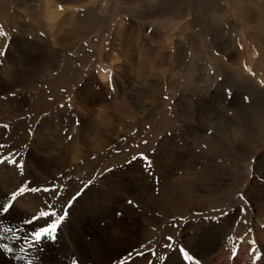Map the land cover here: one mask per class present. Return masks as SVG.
I'll use <instances>...</instances> for the list:
<instances>
[{
	"label": "rangeland",
	"instance_id": "1",
	"mask_svg": "<svg viewBox=\"0 0 264 264\" xmlns=\"http://www.w3.org/2000/svg\"><path fill=\"white\" fill-rule=\"evenodd\" d=\"M177 1L179 3L175 8L177 11L176 16L179 15L180 8L183 5L180 0ZM204 1L207 2L208 10L215 16L233 15L236 22L234 26L240 36L233 34L230 37L226 33L224 37L217 40L210 31L203 32L201 26L204 22L209 25L210 19L208 15H205L207 8L204 9L206 7ZM212 1L213 3L208 7V3ZM142 2L145 5L156 3L153 0H142ZM61 4L64 5L63 10L65 19H67L66 22H64V19L58 21H54L53 17L50 19L51 15L48 12L50 5L53 10L55 9V12L58 9L61 10ZM127 4L126 0H0V51L6 53L4 56H0V79L3 80L2 82H8V85L0 86V144L6 145L4 149H0V156L7 154L11 157V154L15 153L17 159H20L25 165L23 177H28L29 175L37 176L34 171H31L32 168H35V165L30 160V157L33 152L41 153L39 154L41 157H43V153L38 151V149H36L37 151L33 149L32 145L35 144L32 143V140L40 138L38 133H42L41 137L43 138H46L45 135L50 133L49 128H43V132H39L41 122L47 117H56L59 114H68L70 112L71 114L74 113V122L78 119L82 120L83 115L81 113L86 114L87 112H85L84 108L78 111V107H73V96L83 88L84 83H87L88 79L91 77L95 79L99 68L108 67L106 62H108L107 60L110 57L118 60L114 66L115 73L116 71L118 73L117 67H121L122 64L121 58L123 56H120L122 47L118 41L112 38L115 36L118 24L121 21H125L142 28L149 27L151 31H146L151 36L157 35L160 31V28H158L155 32L151 22L152 19L145 20L146 24H143L141 22L144 20L131 16ZM187 5H191L190 16L181 21L174 36L171 37L172 49H167V79L163 90L156 94L155 99H151L153 102L147 105L144 108L145 110L142 108L138 109L139 115L134 116L129 112L123 113L125 115V123L134 122V118L137 117L134 130L131 129L132 131L129 132L128 127H123L121 128L122 130L119 128L118 131L120 133L118 132L119 138L117 140L106 143L108 148H101V150H95L94 152H85L84 150L87 148L80 145L84 141L85 130H80L83 133H79L80 135L78 134V136L77 134H71L72 138H77V142H80L74 146L83 149L85 156L77 164L73 165L71 160L68 167L58 169L55 174L50 176L51 180H48L49 183L47 182L45 186L55 183L58 187H62L61 194H63L64 200L72 202L74 197L85 192L91 185L100 189L102 187L100 182L104 181V178L109 179L105 181L106 187L109 186V189L112 186L114 187L115 180L121 182L124 175L128 176L132 173L135 181L137 168H134L137 163L141 167V172L144 169L139 160L132 164L127 163L133 155L139 156L141 153L145 155L152 153L153 155L163 137L167 134L168 136L170 135L169 137L172 136V130L184 129L185 125L194 124L195 120H189L188 122L183 115H180V101L185 98L188 107L194 113L197 112L196 107H192L193 102L190 100L191 91L185 89L186 83H189L197 75V70L193 71V67H209L210 73L211 71H217L216 67H219L221 72L222 67L230 65L228 58L222 53L223 51L216 47L215 42L220 43L221 41V44L222 42L226 46L228 44V50L232 51V53L229 52V55L234 57L235 65L240 63V67L244 69L251 67L249 73L252 72V81L241 80V83L237 82L235 86L228 88L231 92H237L238 90L242 92V98H240V102L236 107H232L227 102L232 100L233 97L230 96L228 99H224L223 110L213 114V121L211 122V124L213 122L215 124L213 128H208L207 126L209 125L207 123L201 122L200 125L197 122L198 124H196L198 125L196 129L206 125L204 128H207L206 132L208 135L217 136V140H220L226 146L233 141L231 137L228 138L227 136H232L234 133H245L248 144L238 149L239 157L236 163H232L227 159L221 160L226 164V168L230 170L231 178L229 175H223L222 169H217L214 174V177L220 178L221 176V178L223 177L222 179L229 180L225 197L217 192L215 197L208 200V193L201 192L199 200L202 202L206 200L210 204L205 208L189 209L185 214V212L177 211L179 208L171 211L165 205H159L160 210L158 212L150 213L149 208L145 204L151 201H147V198H143L142 201L135 199L138 193L133 191V189H129V199L124 198L117 202L119 208L116 214L119 213L121 215H116L117 220L111 221V227L121 226L120 230L127 234L124 238L126 239L125 245L128 241V246L113 245L108 247L106 245L101 247L103 251H99L97 246L94 245V237L87 236L86 233L72 231L70 232V237L73 238V243L70 240L57 244L45 242L42 249L36 253L38 258L34 261V264H72L73 257L82 264L83 256L79 254V244H84L83 247H86L87 255L91 258V264H121L122 257L127 256L133 249L145 244L150 248L156 249L159 255H166L167 257L168 252L174 251L163 247V244L167 243L165 237L168 236L173 238V249L180 242L189 240L187 242L192 245L190 248L191 255L192 249L197 248L194 245L203 246L204 241L207 243L210 239L218 242L220 240V248L214 253L212 258L200 259L197 256V252L193 251V256L199 264H264V207H262L264 206V196L261 194L264 191V163L260 162L264 154V142L259 143L256 147L252 146L258 143V136L252 135L254 126L260 122L261 117H264V86L260 83L264 82V0H187ZM171 18H173L175 23L179 21L177 17ZM53 22H57L56 25L54 23L55 26H51ZM153 22H157V20ZM85 23L86 25H84ZM63 39H67L66 41L68 42L65 44ZM143 39L145 40L146 38ZM150 44L152 46L155 45L152 40H150ZM248 46H252L253 51L257 54L256 59L252 62L253 65L248 62V51L251 49ZM119 57L121 58L119 59ZM227 57L229 56L227 55ZM30 67H36L31 77H29L28 73ZM122 70H127V68L123 67ZM8 71H11L15 76H4V72ZM121 72L119 73L124 82L128 83V86L129 83H135L133 77L129 76L132 71H129L128 74L125 71ZM214 74L217 75L218 73ZM253 84L259 90L252 86ZM150 88L148 85L142 87L141 92L143 93L140 94L141 96H132L131 100L134 99L133 101L142 107V104L146 100L148 101L150 96L154 95L153 90ZM99 90L103 92L102 87L101 89L99 87ZM127 90H129V87ZM244 96L249 97L248 102L243 100ZM111 97L112 94L107 96L103 94L97 99L100 100L96 103L97 105H92L97 115L101 114L99 112L101 108L102 113L106 109L105 103H113ZM61 105H64V107H61ZM213 109L219 110L217 107ZM110 115L109 117L112 118L113 114ZM3 125H7V128L3 127ZM63 132L68 133L67 130ZM145 140L147 144L143 143ZM237 142H242V140H237ZM59 144L61 145L60 142ZM194 145L197 147L196 142ZM5 165L9 166L8 168L11 167V169L14 167ZM4 166L0 165V169L2 168L0 170L2 171L0 173V192L1 190L2 192L7 191L6 196H9L11 194L8 188L10 187L9 183L15 179V175L12 176L11 174V176L6 177L5 175V177H2L5 174H3V169L5 170L6 168ZM182 168L179 167L177 171L179 172ZM15 171L19 172L17 169ZM180 176L184 177L185 174L183 173ZM19 177L23 178L20 175ZM5 178H7L8 182H6ZM28 181L30 182V179ZM147 181L145 179L142 197L152 193L149 190V192H146L147 189L145 187L149 186ZM255 181L259 183L261 189L252 190L254 185L252 183ZM130 185L132 188L135 187L134 190L141 189L136 187V182L134 186L133 180ZM1 186L6 188L5 191ZM240 194H244L247 197V204L240 199ZM22 198L29 199L28 196ZM22 198H18L19 201ZM129 200L134 203L130 205L128 203ZM95 203L98 205L100 202L96 200ZM18 206L19 210L25 208L24 204ZM127 208L137 211V219L133 218V214L126 213ZM242 208L246 209V212H242ZM261 208L263 209L261 210ZM31 212H34V210L31 209ZM180 213L183 214L181 215ZM222 213H227V215L217 222ZM24 214L27 215V213ZM95 214L101 222L100 227L97 225L94 231L87 233L90 234L92 232L93 234L91 233L90 235H97L96 238L102 239L100 229L110 230V232L114 229L111 230L109 220L102 216L99 219L100 216L96 212ZM153 215H156V217L159 215L158 221L160 223L158 226L150 225L147 220ZM7 218L10 221V216ZM21 218V216L14 217L19 222ZM245 218L247 224L243 225L241 221ZM231 221H233L235 227H241L240 231L235 230L234 225L230 226ZM65 224L67 226L71 225L68 218ZM81 224L82 222H79L78 226H81ZM246 228H250L252 231L247 236H244L242 241L233 242L229 240V235L233 237L240 236ZM145 230H149L151 234L148 231L146 236L144 234ZM78 234L82 236L80 237ZM253 240L256 241L255 254L252 252L253 245L251 241ZM149 241H151V244H149ZM64 243L71 247L69 251L61 247ZM199 245L198 247L200 248ZM148 247L144 248L145 253L148 252ZM233 249H236L235 254ZM52 253L53 255L50 258ZM258 254L262 256V259L256 260L255 257ZM129 260H133L135 264H149V260H154V264H161L158 258H148V256L139 258L133 256L129 257ZM0 264H12V261L5 260L0 256ZM171 264L183 263L177 260Z\"/></svg>",
	"mask_w": 264,
	"mask_h": 264
},
{
	"label": "bare ground",
	"instance_id": "2",
	"mask_svg": "<svg viewBox=\"0 0 264 264\" xmlns=\"http://www.w3.org/2000/svg\"><path fill=\"white\" fill-rule=\"evenodd\" d=\"M126 1L128 2L127 5L129 6L128 8L130 9L131 16L144 20L143 22H141L143 24H146L145 20L152 19L151 22L153 24V28L155 32L158 30V28H160V31L158 32L157 35L151 36L147 34L146 31V30H151L149 27L142 28L141 26H135L134 24L125 21H121L118 24L116 28L115 36L112 37L114 38V40L120 43V46L122 47L121 50L122 54L120 56L124 57V58L119 57V59L120 58L122 59V64L121 67H117L118 73L117 71L115 73V68H114L118 60L110 57L109 58L110 60L108 59L107 60L108 62H106L108 63V67L99 68L97 72V76H95V79L93 77L88 79V82L84 83L83 88L79 90L76 95L73 96L72 98L73 107L74 106L75 108L78 107V111H80L81 108H84L85 112H87L86 114L81 113V115H83V118L82 120L78 119L79 120L78 127L75 125L74 122L75 119L74 113L71 114V112L68 114L67 113L59 114L56 117L55 116L47 117V119H44L41 122L40 124L41 128L39 129V132H43V128L46 129L49 128L50 133L45 135L46 138L41 137L42 133H38V136H40V138L39 139L34 138L32 140V143L35 144V145L31 144L33 146V149L34 150L38 149V151L43 153L42 154L43 157H41L39 155L41 153L38 154V152L37 153L33 152V155L30 157V160L35 165V168H32L31 171H34L37 176H30L28 174L29 175L28 177L22 176L23 178H20L19 172H16L15 171L16 169H14V167L13 170L11 169V167L8 168L9 166L3 165L4 168L5 167L6 168L5 170L3 169L4 171L3 174L4 173L5 174L2 177H5V175L6 177H8L9 175L11 176V174L12 176L15 175V179L13 181H11L10 179L11 182L9 181L10 187L8 188L10 189L11 193L15 191L18 188V185H20L21 183L29 182L28 181L29 179H30V183L32 184L31 186H45L47 182L49 183V181L51 180L50 176L52 174H55V172L58 169H65L66 167H68L69 162L71 160H72L71 162H73L72 164L74 165L84 158L85 153L83 152V149L74 146L79 144L80 142H77L78 141L77 138L74 139V137L72 138V140L68 141L67 139L68 135L77 134L78 136L79 133H83L82 131L85 130L84 141L80 143V145H83L85 148H87L84 150L85 152H94L95 150H99V149L101 150V148L102 149L108 148L106 146V143L112 140H117L119 138V133H120L118 131L119 128L121 129L123 127L124 128L128 127V130L130 132L134 130L136 126L135 119H137V117L134 118V122L130 121L128 123H125L124 121L125 115L123 113L129 112L131 115L134 116L139 115V110L141 108L144 109L147 105L153 102V100L151 99H155L156 94H158V92H161L163 90L167 79V74H166V65L168 60L166 56L167 49L170 50L172 49L171 37L174 36L181 21H183L184 19L190 16L191 5H187V0H180L183 5L180 8L179 15L176 16L177 11L175 8L179 3L177 0H171V1L153 0L156 3H150L148 5H145L142 2V0H126ZM212 3L213 1L209 2L208 7ZM204 5H206L204 9H206L207 2L204 1ZM21 8L23 7L21 6ZM208 9L209 8L206 9L205 15L206 16L208 15L210 18L209 25H207L204 22V24L201 26L202 27L201 30L203 32L210 31L217 40L224 37L226 33H228L229 36L233 34L239 35L237 34L236 31L237 28L234 26L236 22L233 15L224 14L225 16L224 15L215 16ZM54 10L51 5L49 7V11L47 9V11L50 12L51 15L50 19L53 17L52 19L54 21L55 20L58 21L61 19H64V22L67 21V19H65L66 17L64 16L65 13L64 10L61 11L58 9L59 11L56 10V12ZM171 17L174 18L177 17V20L179 19V21L175 23L173 21V18ZM155 20H157V22H153ZM54 23L56 25L57 22H53L51 26H55ZM84 25H86V23ZM143 38L146 39L144 40ZM66 40L63 39V42L65 44L66 42H68ZM150 40H152L156 46L155 45L152 46L150 44ZM215 43H216V47L221 49V51H223L222 53L226 56V58H228V62L230 63V65H228L227 67H222L221 72H220V68L216 67L217 71H211L210 73H209V69H210L209 67L192 68L193 71L197 70V75L193 80H190L189 83H186L185 89L191 91L190 100L191 102H193L192 107L193 106L196 107L197 112H195L196 113L195 114L188 107L187 105L188 103L185 101V98H182L180 101L181 102L180 115H183L184 119L188 120V122L189 120L190 121L195 120L194 124L191 122L192 124L185 125L184 129L180 128L178 130H172V136L169 137L170 135L168 136L167 134L165 137H163V139L159 142V146L156 148L153 155L152 153L148 155L153 162L152 175H149L144 170L141 172V167H139L137 163V165L134 168V169L137 168V172H136L137 177L135 178V181L133 179L132 173L128 176L124 175L123 180H121V182L115 180L114 187L112 186V188L109 189L108 188L109 186L106 187L105 184V181L108 178H104L103 179L104 181L100 182V184L102 185L100 189H98L97 187L96 188L92 187L91 185V187L87 188L85 192L77 196L76 199H74L71 202V205L67 210L68 211L67 218L70 220L71 225L67 226L66 224H64L58 240L52 244L67 242L68 240H70V242L73 243V238L70 237V232L73 231L76 233H86L87 236L94 237L95 238L93 240L94 245L97 246V249L99 251H103L101 247H104L106 245H108V247L113 245H118V246L120 245L123 247L128 246V241L126 242L125 245L126 239L124 238L127 236V234L120 230L121 226H116L114 228L111 227L112 225L111 221L117 220L118 215L116 213L118 212V208H119L117 202L120 199H124V198L129 199L128 198L129 189H133V191H136V193H138V195L135 196V199L142 201L143 198H147L148 199L147 201H151L150 203L148 202V204H145L146 207L149 208L148 210L150 213L158 212L160 210L159 205L162 206L165 205L166 208L170 209L171 211L174 210L175 208H179V210L177 211L185 212V214L188 212L189 209H193V208L196 209L197 207L205 208L210 204L207 203L206 200L203 202L199 200V194L201 192L208 193L209 196L208 200L212 199V197H215L217 192L221 196L223 195L225 197V194L228 191L229 180L227 181L225 179H222L223 177L221 178L219 174L218 175L220 176V178L214 177V174L216 173L215 171H217V169L218 170L222 169L223 171L222 174L225 176L229 175L231 178V175L229 174L230 170L226 168V164L223 163L221 160L227 159L232 163H236L239 157L238 149L248 144V142L246 141L245 133L243 132V134L241 133L237 134L233 132L234 135L231 134L232 136H227L228 138L231 137V140H233L234 142L231 141V143L228 146H226L223 142L217 140L218 138L217 136L208 135V133L206 132L207 128H204L206 127V125L204 127L200 126V128L198 127V129H196V126H198L196 124L199 123L201 125V122L204 124L207 123L209 125L207 126L208 128L209 127L213 128V126H215L214 122L211 124V122L213 121L212 118L213 114L216 112H221L223 110L222 107L224 105V99L226 100V98L228 99V97H230V96H226V89L235 86L237 82L241 83L242 81L245 80L252 81V72L249 73L251 67H247L244 69L243 67H240V63H238V65H235L236 62H234V57H231L229 55L230 50H228L227 48L228 44L227 46L223 42L221 44V41L220 43L219 42H215ZM250 47L251 49H249L248 51L249 53L248 62L249 64L253 65L252 62L253 60L256 59L257 54L255 51H253L252 49L253 47L252 46ZM230 53H232V51ZM227 55L229 57H227ZM123 67H126L127 70H122ZM35 68L36 67L29 68V72H28L29 77L33 75L34 73L33 70ZM121 71L123 72L125 71L127 74L129 73V71H132V73H130L129 76L133 77L135 83L133 84L129 83L128 86L127 85L128 83L124 82L121 74L119 73ZM214 73H218V74L216 75ZM6 75H12L13 77L15 76V74H13L11 71L4 72V76ZM2 81L3 80L0 79V86L8 85V82H2ZM147 85L151 87L150 89L153 90L154 95L150 96L151 95L150 94L149 95L150 98L148 99V101L146 100V102L143 103L142 104L143 106L141 107L140 105H137L133 101L134 99L131 100V98L132 96H141L140 94L143 93L141 92L142 87ZM110 86L114 87L115 90L110 91L109 89ZM252 86L256 87V89L259 90V88L255 84H253ZM99 87L100 89L101 87L103 88V92L99 90ZM128 87L129 90H127ZM103 94H105L106 96L112 94L111 98L113 99V103L112 102L105 103L107 110L105 109L106 111L104 110L102 113V108H101L99 110L101 114L97 115L92 105L100 101L97 99ZM231 96L233 97L232 100L227 102L230 103L232 107H236L240 102V98H242V92L240 90H238L237 92H231ZM121 97H123L124 100L123 98L121 99ZM216 107L219 109L218 111L213 109ZM78 114L80 115V113ZM110 114L112 115V118L109 117ZM263 115H264V111H263ZM65 130H67L68 133H64L63 131ZM252 135L258 136V143L253 144L252 145L253 147H256L261 142H264V117H261L260 122L258 124H255ZM240 139L242 140V142L238 143L237 140L240 141ZM59 142L61 143V145L59 144ZM195 142L197 143V147L195 146L196 144L194 145ZM260 162L262 164L264 163V154L262 155ZM179 167H183V168L178 172L177 169H179ZM7 169L13 171L10 170L7 171ZM0 170H2V168ZM1 172L2 171H0V173ZM183 173L185 174V176L184 177L180 176ZM5 179L7 180V178ZM145 179H147L148 180L147 182H149V186L145 187L147 189L146 192L150 191L152 193L149 194L148 196L142 197V193L144 191ZM132 180L134 182V186L136 182V187H139L141 189L134 190L135 187L132 188V186L130 185V182ZM156 181H158V183H156ZM6 182H8V180ZM123 182H125L124 185H122ZM107 183L109 184V182ZM4 184L7 185L6 183ZM252 184H254L252 190L256 188L261 189L257 181L253 182ZM1 188L4 191L6 189L4 186L3 187L1 186ZM6 192L7 191L2 192L1 190L0 203H2L3 198L6 197ZM261 194L264 196V191H262ZM26 196H28L29 199L22 198L21 201H19L18 199L19 202L17 204V212L14 215L10 216V221L8 220V218H5L4 219L5 224L9 226H16L20 222L15 220L14 217H19V216L27 217V215L31 216L38 212L37 209L38 208L40 209L41 207V199L33 195H26ZM61 200L63 202H67L64 200L63 194H61ZM96 200H99L100 202L98 204L99 206L97 205V203H95ZM23 204L25 205V208H21L19 210L18 205H23ZM31 209L34 210V212H31ZM262 209L263 208H261V210ZM126 210H127L126 213L133 214V218L137 219L138 216V214L136 213L137 211L135 210L132 211L130 208H127ZM95 212L97 213L98 216H100L99 219L102 216L106 220H109L110 227L112 228L111 230L114 229L112 232H110V230L100 229L102 239H99V237L96 238L97 235L96 236L90 235L92 232L90 234L87 233L90 231H94L97 225L98 227H100L101 222L97 219L98 217H96ZM24 213H27V215H25ZM180 214L182 215L183 213ZM156 215H153V217L151 218L148 219L145 218V219L149 221L150 225L158 226V224L160 223L158 221L159 215L158 217H156ZM79 222H82L81 226H78ZM232 225H234L233 221H231L230 223V226ZM240 229L241 227H235V230L237 231H240ZM148 231L149 230L144 231V234L146 236L148 235ZM213 240L214 239L212 240L210 239V241H208L207 243L206 241H204L203 246H200L198 244L200 248L198 247V245H194L195 247L197 246V248L193 247L195 249H192V256L194 255L193 254L194 251L197 252V256H199L200 259H207L210 257L212 258V256H214V253L220 248V240L219 242L217 240L214 241ZM187 241L180 242V244L177 247H175V249H179V247L183 246L187 248V250L190 252L191 251L190 248L192 247V245ZM82 242L84 241L82 240ZM83 246L84 244H79V248H80L79 254H82L83 256L82 264H91L92 263L91 258L90 256L87 255L86 247ZM61 247L65 248L68 251L71 249V247H68L66 243H64V245ZM94 253L96 252L94 251ZM168 253L169 254L166 259V264H171L177 260H180L183 264L188 263L183 260V257L181 256L178 250H174L173 252H168ZM52 255L53 253L50 254V258ZM148 258L150 257L148 256Z\"/></svg>",
	"mask_w": 264,
	"mask_h": 264
},
{
	"label": "snow or ice",
	"instance_id": "3",
	"mask_svg": "<svg viewBox=\"0 0 264 264\" xmlns=\"http://www.w3.org/2000/svg\"><path fill=\"white\" fill-rule=\"evenodd\" d=\"M63 7L64 5L61 4V10H63ZM5 54V52L0 51V56H4ZM261 84L264 86V82H261ZM110 90L114 91L115 88L110 86ZM226 96H231L230 89H226ZM243 100L248 102L249 97L244 96ZM61 107H64V105H61ZM75 125L78 127L79 121H76ZM3 127L7 128V125H3ZM67 139L72 140V136L68 135ZM143 143L147 144V141L145 140ZM5 147L6 145L0 144V149H4ZM137 160L141 162L144 171L152 175L153 162L151 158L141 153L139 156L133 155L127 163L132 164ZM5 164L14 166L19 171L20 176L24 175L25 165L20 159H17L15 153H12L11 157L7 154L0 156V165ZM61 193L62 187H58L55 183L50 186H31L30 182H24L9 196L3 198V202L0 203V256L5 260H11L12 264H34V261L38 258L36 253L42 249L45 242L54 243L58 240L68 217L67 210L71 205V201L63 202L61 200ZM26 195H33L41 199V207L38 212L31 216L22 217L20 223L16 226L5 224L4 219L17 212L18 198L25 197ZM73 199H76V197ZM240 199L247 204V197L244 194H240ZM128 203L131 205L134 202L129 200ZM241 211L246 212V209L242 208ZM117 215L121 214L118 213ZM225 215L227 213H222L217 222ZM241 224H247L246 218L241 221ZM251 231L250 228H246L240 236L233 237L229 235V240L233 242L242 241L244 236H247ZM165 240L167 241V243L163 244L165 249L178 250L188 264H198L185 247L181 246L179 249H173L174 241L171 236L165 237ZM149 244H151V241H149ZM251 244L253 245L252 252L255 254L256 241H251ZM146 247H148L147 244L133 249L127 256L121 258V264H135L133 260H129V257L133 256L136 258L150 256L158 258L161 264H165L166 255H159L156 249L150 247H148V252L145 253L144 248ZM233 253H236V249H233ZM255 258L256 260H260L262 256L258 254ZM72 264H79L78 259L73 257ZM149 264H154V260H149Z\"/></svg>",
	"mask_w": 264,
	"mask_h": 264
}]
</instances>
